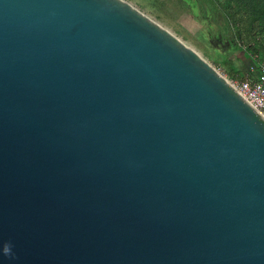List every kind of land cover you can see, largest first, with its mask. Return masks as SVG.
<instances>
[{
	"label": "water",
	"instance_id": "obj_1",
	"mask_svg": "<svg viewBox=\"0 0 264 264\" xmlns=\"http://www.w3.org/2000/svg\"><path fill=\"white\" fill-rule=\"evenodd\" d=\"M0 264H264V116L127 0H0Z\"/></svg>",
	"mask_w": 264,
	"mask_h": 264
},
{
	"label": "rangeland",
	"instance_id": "obj_2",
	"mask_svg": "<svg viewBox=\"0 0 264 264\" xmlns=\"http://www.w3.org/2000/svg\"><path fill=\"white\" fill-rule=\"evenodd\" d=\"M127 1L196 50L229 81L240 79L234 77L227 62L229 58L235 61V67H257L251 60H246L242 53L234 50L230 42L231 33L225 35L224 28L218 31V24L221 25L222 21L215 23L217 17L212 13L214 7L209 0Z\"/></svg>",
	"mask_w": 264,
	"mask_h": 264
},
{
	"label": "trees",
	"instance_id": "obj_3",
	"mask_svg": "<svg viewBox=\"0 0 264 264\" xmlns=\"http://www.w3.org/2000/svg\"><path fill=\"white\" fill-rule=\"evenodd\" d=\"M209 1L214 7L212 13L217 17L215 23L222 21L221 25L218 24V31L224 28L225 35L231 33L230 42L234 50L242 53L243 57L251 60L255 66L258 65V62L264 59V0ZM227 62L236 79H241L251 72L249 68L235 67L233 59L229 58ZM253 67L254 65L251 68Z\"/></svg>",
	"mask_w": 264,
	"mask_h": 264
},
{
	"label": "built area",
	"instance_id": "obj_4",
	"mask_svg": "<svg viewBox=\"0 0 264 264\" xmlns=\"http://www.w3.org/2000/svg\"><path fill=\"white\" fill-rule=\"evenodd\" d=\"M257 57V56H256ZM257 72V76L253 77ZM242 97L264 116V59L237 81H230Z\"/></svg>",
	"mask_w": 264,
	"mask_h": 264
},
{
	"label": "crops",
	"instance_id": "obj_5",
	"mask_svg": "<svg viewBox=\"0 0 264 264\" xmlns=\"http://www.w3.org/2000/svg\"><path fill=\"white\" fill-rule=\"evenodd\" d=\"M246 75H247V74H246ZM246 75H245V76H246ZM253 75H254L253 77L257 76L255 73H254Z\"/></svg>",
	"mask_w": 264,
	"mask_h": 264
}]
</instances>
